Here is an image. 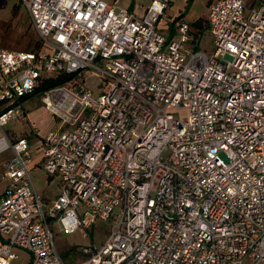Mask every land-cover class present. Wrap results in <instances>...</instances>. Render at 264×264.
Wrapping results in <instances>:
<instances>
[{
	"label": "built area",
	"instance_id": "2783aa9c",
	"mask_svg": "<svg viewBox=\"0 0 264 264\" xmlns=\"http://www.w3.org/2000/svg\"><path fill=\"white\" fill-rule=\"evenodd\" d=\"M19 1L40 46L0 47V264H65L54 224L86 237L96 220L110 231L75 264H264V0H212L211 53L189 46L182 17L175 37L158 29L171 0L141 16L108 0ZM63 75L41 93L61 118L42 138V168L59 179L47 200L31 142L3 126Z\"/></svg>",
	"mask_w": 264,
	"mask_h": 264
},
{
	"label": "rangeland",
	"instance_id": "374dc122",
	"mask_svg": "<svg viewBox=\"0 0 264 264\" xmlns=\"http://www.w3.org/2000/svg\"><path fill=\"white\" fill-rule=\"evenodd\" d=\"M121 5H127L132 0H117ZM149 0H135L137 8L145 5ZM209 0H171L170 6L166 10L164 17L158 22L157 27L163 33H170L172 26L171 21L179 16L191 22L200 17L205 19L207 16ZM173 28V27H172ZM39 36L33 28L26 8L19 0H0V47L25 51L34 49L39 44ZM194 49H202L208 53L212 52L214 47L212 35L208 26L205 27L197 40L195 46L189 43ZM46 50V47H43ZM91 70H89L90 72ZM91 88L93 96H97L102 88L101 80L90 75L86 81ZM69 87L63 89L61 95L64 96L68 92ZM27 110V119L14 118L9 120L3 129L8 132H17L11 136L28 135L31 142L32 153L34 155V163L31 165V176L33 183L38 191L49 200L58 190V176L49 177L42 168V138L51 128H56L61 121L57 113H54L41 100V94L34 95L27 99L23 105ZM66 108V107H65ZM68 108H66L67 110ZM177 113L181 117H185L187 110L180 108ZM2 129L0 128V134ZM19 133V134H18ZM9 153L5 152L0 155V194L4 191L7 181L2 178V163L7 160ZM220 155L227 160L224 153ZM113 222L96 220L88 231L86 237L82 236V231L78 230L74 233H63L58 230L56 224L53 226L55 243L59 253L61 254L65 264H75L85 259V255L79 252L80 246H88L99 248L105 240ZM17 252H23L19 248H14ZM16 264V261L13 262Z\"/></svg>",
	"mask_w": 264,
	"mask_h": 264
},
{
	"label": "trees",
	"instance_id": "16d2710c",
	"mask_svg": "<svg viewBox=\"0 0 264 264\" xmlns=\"http://www.w3.org/2000/svg\"><path fill=\"white\" fill-rule=\"evenodd\" d=\"M191 26H192L191 32L194 35L193 39L196 40L198 38V36L200 35V33L202 32V30L205 27H207V20H206V18L201 19L200 17H198L191 22ZM39 46H40V43L39 44L37 43L35 45L34 49H37ZM67 78H68V76L63 75V76L45 79L44 81L40 82L38 84V86H36L32 92L24 94L21 97V100H26V99H29L30 97L34 96V95L41 94L45 90H47L48 88L54 87V86L64 82Z\"/></svg>",
	"mask_w": 264,
	"mask_h": 264
},
{
	"label": "crops",
	"instance_id": "0c3cea01",
	"mask_svg": "<svg viewBox=\"0 0 264 264\" xmlns=\"http://www.w3.org/2000/svg\"><path fill=\"white\" fill-rule=\"evenodd\" d=\"M108 1H110V2H113V3H115L118 7H121V8H126V9H129V10H132L137 16H141L143 13H144V10H145V8H146V6L149 4V2L151 1V0H149L145 5H141L140 6V8H137V6H136V2H135V0H132L129 4H127V5H121V4H119L118 3V1L117 0H108ZM212 0H209V2L207 3V5H209V3L211 2ZM176 19V18H175ZM174 19H173V21H171V23H172V26H171V29H170V33H166L167 35H168V37H175L176 36V32H175V23H174ZM189 22V21H188ZM192 22V21H191ZM191 22H189V24H190V26H191ZM173 27V28H172ZM191 28H192V26H191ZM197 40V39H196ZM31 50V49H30ZM27 100V99H26ZM26 100H23V105H24V102L26 101ZM23 109H24V107H23ZM24 111H25V113H26V119L28 118L27 117V110L26 109H24ZM6 133L10 136V137H13V138H15V137H18V136H25V137H27L28 139H29V137H28V135H17V136H11V134H13V133H17V132H8V131H6ZM19 134V133H18ZM58 190H59V181H58ZM58 190H57V192H58ZM56 192V193H57ZM2 194H3V192L0 194V197L2 196ZM53 197V196H52Z\"/></svg>",
	"mask_w": 264,
	"mask_h": 264
}]
</instances>
